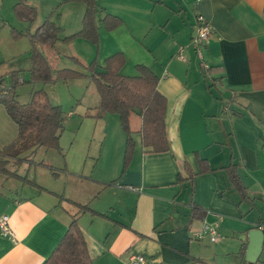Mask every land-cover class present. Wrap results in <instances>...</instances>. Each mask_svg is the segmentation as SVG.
<instances>
[{
	"label": "crops",
	"instance_id": "0c3cea01",
	"mask_svg": "<svg viewBox=\"0 0 264 264\" xmlns=\"http://www.w3.org/2000/svg\"><path fill=\"white\" fill-rule=\"evenodd\" d=\"M17 1L0 0V37L7 29L3 8ZM25 3L36 9L38 17L43 8L45 18L63 4L56 11L58 18L53 17L62 29L61 38L81 30L85 12L81 2ZM96 4L99 34L106 14L121 19L122 24L110 35L118 42L115 53H123L125 65L131 64L130 72H136V65H145L158 78V89L167 99L170 151L149 153L140 147L138 137L131 164L123 172L125 136L116 125L109 129L106 120L112 118L108 115L83 122L86 133L88 123H94L93 135L87 149L84 142L76 144L80 150L77 167L72 159L69 168L40 165L46 171L47 166L58 170L54 179L42 177L39 181L35 171L31 175L29 168L22 169L30 165L29 159L39 148L25 153L16 169L12 163L9 167L44 191L0 176V217H8L15 234L14 240L0 236V264H43L74 215H78L93 264H132L133 256H143L145 264H214L218 254L237 251L236 261L245 263L248 232L264 228V0H96ZM70 5L72 13L62 12ZM64 15H73L80 25L68 31L58 22ZM199 15L212 30L203 50L210 66L206 78L189 46ZM74 43L58 42L48 48V56L39 49L53 71L85 72L67 64L73 57L83 60L75 51L68 52L67 47ZM99 43L100 48L101 37ZM179 48H184L185 62L175 57ZM16 56L0 55V66L12 61L10 72L21 71L13 63ZM29 60L28 70L30 54ZM73 82L84 83L85 93L79 107L65 114V128L76 112L84 117L100 103L88 78L58 83ZM30 84L40 87L37 90L49 86ZM139 127L138 118L137 131ZM16 136L17 126L0 106V150ZM91 140H95L94 151H90ZM197 155L207 161L210 172L199 173ZM87 159L90 165L80 167ZM184 163L194 176L179 183V174L186 177ZM230 165L236 168L244 195L229 180L225 168ZM75 204L88 206L90 211L79 213ZM203 222L218 225L216 242L207 236L196 237ZM263 252L264 245L261 255Z\"/></svg>",
	"mask_w": 264,
	"mask_h": 264
},
{
	"label": "trees",
	"instance_id": "16d2710c",
	"mask_svg": "<svg viewBox=\"0 0 264 264\" xmlns=\"http://www.w3.org/2000/svg\"><path fill=\"white\" fill-rule=\"evenodd\" d=\"M70 2H81L85 5L81 30L76 34L61 38L62 29L53 20L56 11L49 14L33 32L12 31L14 37H27L30 42L31 68L28 81L51 85L59 81L88 78L96 88L100 103L97 108L88 110L84 117L99 120L106 115L118 116L120 128L125 136L123 172L131 164L136 149L134 131L131 126L133 114H136L140 120V127L137 131L140 137V147L149 153L169 152L170 142L165 124L167 99L159 91L158 78L149 67L136 65L134 67L136 75L125 76L121 70L126 58L123 53L117 52L107 57L100 67L96 59L84 65L78 59L71 58L85 72L67 68L56 71L51 69L49 62L40 52L39 46L52 48L58 42L67 44L77 37L93 45L99 43L96 0H64V3ZM13 12L20 21L29 24H33L37 18L36 9L27 5L25 0H18L13 7ZM101 24L106 31H113L122 24V21L116 16L106 14ZM7 75L9 77L7 85L2 84L4 79L0 77V106L5 109L9 118L17 126V136L13 142L0 150V176L44 191L27 176H19L17 171H11L9 165L22 162L23 159L20 156L27 152L32 154L37 148L60 150L59 140L65 129V113L60 106L49 101L43 90L34 91L26 103H21L16 95V87L24 83L23 80L19 81L21 71L9 72ZM197 164L200 174L211 171L207 161L200 159L198 155ZM46 168L52 177L58 176V170L50 166ZM225 169L230 182L239 193L244 195V188L241 186L235 166L230 165ZM182 170L186 177L179 174V183L191 181L194 175L186 163L182 164ZM75 205L79 213L90 211L88 206ZM196 210L197 208H194L193 212H197ZM43 264H93L78 224V215L72 216L65 234Z\"/></svg>",
	"mask_w": 264,
	"mask_h": 264
},
{
	"label": "rangeland",
	"instance_id": "374dc122",
	"mask_svg": "<svg viewBox=\"0 0 264 264\" xmlns=\"http://www.w3.org/2000/svg\"><path fill=\"white\" fill-rule=\"evenodd\" d=\"M75 3H80V2H75ZM61 5H58L56 7V11H58V8H60ZM71 6L72 5L65 7L62 12L67 13L68 11H71L70 13H72L73 8ZM6 7L7 6H4L3 8V12H4L3 17L7 22V29L5 33L3 34V36L0 37V55L8 59L12 58L14 55H17L13 63L15 62L16 65H19L20 68L18 69H21V76L23 77L26 75L27 79L24 81V83H21L20 85L16 87V95L18 96V100L21 103H26L28 101L30 93L33 90L39 89L40 87L34 86L35 84H30L28 81L29 80L28 65H30V60H29L30 52L28 54L27 51H29L30 49L29 39L23 36L14 37L12 31L15 30L16 32H19V33H25L28 30L29 32H33L36 26L42 23L45 19V16L43 14L44 9L40 7L39 17L37 15L36 21L33 24H29V23L20 21L15 16L13 12L14 4L11 3L8 9ZM66 9H69V10H66ZM58 15H59L58 13L55 14L54 18H57ZM77 20H78L77 18L76 20L74 19L73 15H64L63 20L59 19L58 22L63 27L66 26V29H68V31H72V29L74 30L78 27V25H80L78 22H76ZM110 32L111 31H106L103 28V26L100 29V34H99V42H100V37H101V47L100 48H99L100 43H98V45H93L90 42L86 41L85 39L77 37L76 39L73 40L75 41L73 47L71 45L67 47L68 52L70 54L73 53V51L78 53L79 57L83 59V60H79V59L78 60L84 65H88L94 59H100L102 61L101 63H103L105 58L115 53L116 50L114 47L118 43L116 41V38L113 35H110ZM63 33L66 34L65 31ZM40 48L42 49V52L48 56L49 47L40 46ZM70 61L72 63L68 62L67 64H70L72 66L76 65L71 60V58H70ZM85 61H88V62L85 63ZM11 63L12 61L10 62L8 61L4 63L2 66H0V75H3V79H5L3 80L4 85L8 84L9 78H7L8 77L7 74L13 69V67L11 66ZM130 68H131V64L126 63L121 73L125 76L136 75V72H130ZM207 76L204 75L205 78ZM207 81H208V84L210 85L211 81L210 80H207ZM54 84L55 85H49V86L42 88V90L46 92L49 98V101L54 105H60L65 114L71 111L74 112V109H77V107H79V103L81 102V99L85 93V84L81 82H77V83L73 82L70 84H64V83L57 82ZM211 89H215V88L211 86ZM212 91L215 92L214 90ZM80 115L82 116L83 114H79V112H76L74 116L67 121L66 128L63 131L60 137V140H59L60 150H55V149L47 150V149L39 148L36 151L35 155L29 159V163H30V165H28L29 167L23 166L22 169L29 168L31 175L35 171V175L37 174V178L40 181L42 177H43L42 179H44L45 177H48V178L52 177L51 175L49 176V173H48L49 171L47 168H46L47 169L46 171L45 169L42 168V166H40L42 163H47L50 165H57V166H63V167L69 168L71 166L69 163H70V160L72 159L73 161H75L74 163L76 164L74 165H76L77 167V164H78L77 154L80 150L76 144L78 142H84L85 149H87L88 140L90 139L89 137L93 135L92 128L94 126V123H91V122L88 123L89 128H88V133H86V123H83V122H86L92 119L81 117ZM110 116L112 119L109 118L106 120L107 125H109L108 126L109 129L110 127L115 126V125L118 128H120L118 116L117 115H110ZM10 124L12 125V123ZM137 124H138L137 115L133 114L131 117V126L134 131V134H133L134 140H138V137H139V135L136 133ZM107 133H110V130L107 131ZM90 142H91L90 151H94L95 140L94 141L91 140ZM25 156L27 157L29 155L26 154ZM20 158L22 159L21 156ZM18 163L20 164L22 162H18ZM18 163L13 164V168L16 169L18 166ZM89 165H90V159H87V163L86 164L81 163L80 167H85L86 169L87 166ZM122 167H123V161H122ZM22 169H21V172H22ZM41 173H42V176L39 177V174ZM52 178L54 179L55 177H52ZM236 253L218 254L216 261L212 260V263L214 264H241L239 261L238 262L236 261V258H237ZM242 264H245L244 261ZM255 264H264V252L260 256L257 263Z\"/></svg>",
	"mask_w": 264,
	"mask_h": 264
},
{
	"label": "built area",
	"instance_id": "2783aa9c",
	"mask_svg": "<svg viewBox=\"0 0 264 264\" xmlns=\"http://www.w3.org/2000/svg\"><path fill=\"white\" fill-rule=\"evenodd\" d=\"M211 26L209 23L202 17H196L195 30L194 34L190 40V49L195 53L202 72L207 76L210 70L209 64L204 60L203 50L207 45L208 39L211 35ZM184 48H179L175 57L178 61L185 62L183 57ZM21 82V79L19 80ZM259 229L264 230L260 227ZM0 236L7 238L9 240L15 239L14 232L10 229L7 216L0 217ZM207 236L209 240L214 243L216 242L220 235L218 230V225H211L206 222H203L200 228V231L196 234L197 238ZM146 260L143 256H133L132 264H145Z\"/></svg>",
	"mask_w": 264,
	"mask_h": 264
},
{
	"label": "water",
	"instance_id": "95a60500",
	"mask_svg": "<svg viewBox=\"0 0 264 264\" xmlns=\"http://www.w3.org/2000/svg\"><path fill=\"white\" fill-rule=\"evenodd\" d=\"M247 248L244 255L246 264H255L260 258L264 245V230L253 229L247 234Z\"/></svg>",
	"mask_w": 264,
	"mask_h": 264
}]
</instances>
